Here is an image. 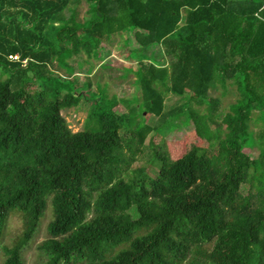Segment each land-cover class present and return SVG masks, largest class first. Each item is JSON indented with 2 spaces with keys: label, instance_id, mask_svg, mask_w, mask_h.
Instances as JSON below:
<instances>
[{
  "label": "trees",
  "instance_id": "obj_1",
  "mask_svg": "<svg viewBox=\"0 0 264 264\" xmlns=\"http://www.w3.org/2000/svg\"><path fill=\"white\" fill-rule=\"evenodd\" d=\"M85 1L90 18L80 20L82 0H0V252L11 217L25 220L3 264H27L49 203L46 264H264V0ZM132 31L142 119L163 116L169 93L201 104L212 89L239 94L222 122L190 113L196 129L179 155L155 151L156 174L128 180L137 154L121 135L125 115L50 67L100 60L114 34ZM154 45L168 65L143 52ZM87 95L89 129L73 132L62 111Z\"/></svg>",
  "mask_w": 264,
  "mask_h": 264
},
{
  "label": "rangeland",
  "instance_id": "obj_2",
  "mask_svg": "<svg viewBox=\"0 0 264 264\" xmlns=\"http://www.w3.org/2000/svg\"><path fill=\"white\" fill-rule=\"evenodd\" d=\"M89 2L82 0L79 5V19L90 18ZM70 13L66 12V16ZM59 25V23H57ZM123 33L114 34L103 51L100 60L91 59L89 56L80 55L67 60V65H61L54 62L50 69L62 77H73L76 81V91H89L90 94L96 93L105 96L108 101L116 102V110L126 117V125L121 130L123 138L134 137L136 159L131 167L124 172L125 179L146 178L156 174V165L154 160L155 151L167 153L172 158L177 157L184 145L181 144L187 135L196 129V123L190 117V113H201L203 115L213 114L216 119L222 122L226 113L230 111L232 104L238 100L237 85H231L229 93L223 89H212L204 104L192 101L191 98L181 97L169 93L166 95V109L163 116L144 113L145 119H142L138 112L142 111L143 97L142 91L138 87V82L130 66H136L134 51H139L140 45L135 37L134 31L127 36ZM147 55L155 54L161 65H168L169 58L165 56V49L162 46L145 48L143 51ZM164 55V56H163ZM29 61V60H28ZM157 62V63H158ZM8 75L0 72V78H7ZM225 93V94H224ZM87 99L73 108L62 111L63 117L67 120L69 127L73 132H80L89 129L93 113V100L90 95ZM137 112H136V111ZM259 110H254L252 128L255 135L263 127V122L257 120ZM140 140V141H139ZM127 149V147H126ZM125 149V150H126ZM249 148H247L248 150ZM246 150V151H247ZM250 150V151H249ZM249 154L255 158L259 154L257 145L251 146ZM126 155L130 157V152L126 150ZM146 176V177H145ZM243 194L249 193V186L242 185ZM134 218H138L135 211L131 212ZM53 218L52 205L49 203L45 216L41 220L38 233L28 243L23 254L27 264H46L47 256L40 250V244L48 238V225ZM6 234L1 242L0 264H3L6 257V247L14 246L25 232V220L20 215L11 217ZM209 252L213 250L214 242L204 246ZM202 258H207L200 254Z\"/></svg>",
  "mask_w": 264,
  "mask_h": 264
},
{
  "label": "built area",
  "instance_id": "obj_3",
  "mask_svg": "<svg viewBox=\"0 0 264 264\" xmlns=\"http://www.w3.org/2000/svg\"><path fill=\"white\" fill-rule=\"evenodd\" d=\"M10 59L14 62H22L24 66H27L29 61L28 60H23L22 56L19 54L11 55Z\"/></svg>",
  "mask_w": 264,
  "mask_h": 264
}]
</instances>
